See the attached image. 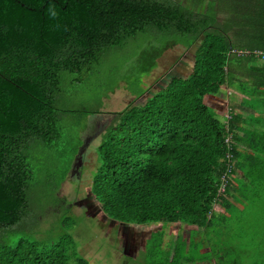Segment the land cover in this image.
<instances>
[{
  "label": "trees",
  "instance_id": "16d2710c",
  "mask_svg": "<svg viewBox=\"0 0 264 264\" xmlns=\"http://www.w3.org/2000/svg\"><path fill=\"white\" fill-rule=\"evenodd\" d=\"M261 6L253 44L238 47L246 60L264 49ZM188 15L162 0H0V264H90L70 236L37 239L26 217L42 208L38 194L48 181L52 196L65 180L88 116L100 113L65 104V90L77 91L106 54L145 34L155 45L133 66L140 74L178 44L197 43L193 67L150 95L125 86L139 102L117 112L101 135L93 198L121 225L193 227V237L166 244V264H264V109L230 115L227 124L214 117L206 99L230 79L234 46ZM252 70L258 86L241 91L258 102L264 70ZM22 229L32 235L15 238ZM146 243L150 254L159 251L163 234Z\"/></svg>",
  "mask_w": 264,
  "mask_h": 264
},
{
  "label": "rangeland",
  "instance_id": "374dc122",
  "mask_svg": "<svg viewBox=\"0 0 264 264\" xmlns=\"http://www.w3.org/2000/svg\"><path fill=\"white\" fill-rule=\"evenodd\" d=\"M147 35H139L129 40L122 50L106 54L99 64L94 66L93 72L87 74L76 87L77 91L69 93V90H65V104L73 100L87 111L102 112L88 116L86 131L80 134L81 146L65 180L53 191L52 196H50L52 183L48 181L47 184L50 186L47 187L46 184L38 194L39 197L44 196L41 201L42 208L35 209L26 217L28 224L31 221L30 227L37 239L47 242L70 236L76 244L79 255L90 264H166V249H164L166 244L174 237L188 239L196 232L193 227L181 221L121 225L102 214L91 191L94 169L98 166L97 147L100 134L113 122L118 111L132 102H139V98L135 99V96L126 92L125 86L127 89L129 87L131 92L146 91V94L150 95L166 85L162 78L168 77V74L164 75V73L171 69L174 52L168 51L160 61L161 66L150 72L148 77L140 74V68L139 71L133 68L140 54L155 45L154 40ZM145 37L148 38L147 41ZM207 105L217 120L221 122L225 120L219 106L214 105L210 98L207 100ZM260 109L261 107L258 110ZM71 127L72 131L79 129L76 122ZM213 208L220 211L215 204ZM23 222L24 219L20 221L21 224ZM65 224L73 225L72 229H65ZM197 232L200 234L202 230L199 229ZM153 233L163 234V246L159 251L150 254V246L148 248L146 241ZM29 234L31 233L22 229L15 231L14 236L25 238ZM153 247L158 248L157 242ZM212 263L205 262V264Z\"/></svg>",
  "mask_w": 264,
  "mask_h": 264
},
{
  "label": "crops",
  "instance_id": "0c3cea01",
  "mask_svg": "<svg viewBox=\"0 0 264 264\" xmlns=\"http://www.w3.org/2000/svg\"><path fill=\"white\" fill-rule=\"evenodd\" d=\"M162 1L177 5L182 8L184 12H187V15L190 14V17L194 20L204 19L206 34L211 33L225 35L229 44L234 46L231 47L232 51L229 55V74L227 78L230 79L216 94L211 95L206 99V104L207 100L210 98L214 105L217 107L219 106L222 112V117L224 116L223 118L225 120L227 115L234 116L236 114L246 117H254L258 113L257 110L259 107L264 109V99H259L258 102H256L257 100L252 99L241 91L244 87L248 89L249 86H258V80L255 79V72L252 68L261 67V62L255 57H252L251 60H246V54H240L239 52L242 51L238 48L239 46H244L245 44H253L252 35L260 24L259 19L262 12L261 0ZM196 47L197 43L193 44L189 48H185L183 45L178 44L173 47H169L162 54V56L157 59L155 68L161 66L160 61L163 60L168 51L175 53L171 69H168L164 73V75L168 74V77L162 78L165 84L172 77L187 76L190 73L193 67L194 50ZM155 68L143 73V75L148 77L150 72H152ZM226 71H228V69ZM165 79L168 81L166 82ZM127 93L130 94L129 92ZM101 112L102 111H100V113ZM225 120H223L222 123L227 124L228 120ZM242 126L250 129L252 125H250V123L241 122V127ZM85 131L86 129L84 132Z\"/></svg>",
  "mask_w": 264,
  "mask_h": 264
},
{
  "label": "built area",
  "instance_id": "2783aa9c",
  "mask_svg": "<svg viewBox=\"0 0 264 264\" xmlns=\"http://www.w3.org/2000/svg\"><path fill=\"white\" fill-rule=\"evenodd\" d=\"M263 5H264V0H263ZM240 54H246L245 52H239ZM253 56L261 62V67L264 70V49L263 50H256L253 52ZM230 119V115L226 116V120ZM227 142V140H226ZM229 158V156H227Z\"/></svg>",
  "mask_w": 264,
  "mask_h": 264
}]
</instances>
